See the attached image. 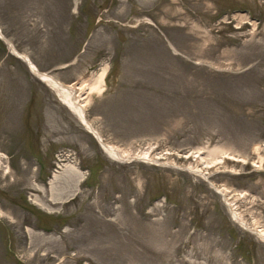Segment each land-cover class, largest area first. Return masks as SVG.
<instances>
[{
    "label": "rangeland",
    "instance_id": "1",
    "mask_svg": "<svg viewBox=\"0 0 264 264\" xmlns=\"http://www.w3.org/2000/svg\"><path fill=\"white\" fill-rule=\"evenodd\" d=\"M0 29V264H264V0H0ZM8 44L102 74L120 158Z\"/></svg>",
    "mask_w": 264,
    "mask_h": 264
},
{
    "label": "bare ground",
    "instance_id": "2",
    "mask_svg": "<svg viewBox=\"0 0 264 264\" xmlns=\"http://www.w3.org/2000/svg\"><path fill=\"white\" fill-rule=\"evenodd\" d=\"M17 54L21 58L24 57L19 53ZM24 63L27 65L31 73H33L37 78H39L41 82L46 84L48 87H50L51 90L54 91L60 102L77 118V120L80 122V124L84 127V129L87 132H91L93 134L96 132L91 126L88 119L86 118L85 107L88 101V95H90L93 92H99V90L101 89L100 78L102 74H100L99 76L94 78L91 82L85 85L82 84L64 85L59 81H57L56 79H54L49 74L40 72L34 65H32V63L30 64L26 62ZM97 137L99 138L98 135ZM101 145L107 156L116 157L117 159L121 157L119 152L114 147L105 145L103 142H101ZM230 213L232 219L236 223H238L240 227L246 230L247 227L245 226V223L240 220L237 213L232 208L230 209ZM249 230L250 232L255 234L261 242H264V233H260V231H255L251 229Z\"/></svg>",
    "mask_w": 264,
    "mask_h": 264
},
{
    "label": "water",
    "instance_id": "3",
    "mask_svg": "<svg viewBox=\"0 0 264 264\" xmlns=\"http://www.w3.org/2000/svg\"><path fill=\"white\" fill-rule=\"evenodd\" d=\"M13 53H14V55L15 56H17V53H16V51H12ZM23 56V55H22ZM18 58H20V59H24V61L26 62V63H28V64H30L31 62H30V60L26 57V56H24V57H19V56H17ZM33 65V64H32ZM95 137H96V135H97V133L95 132L94 134H93ZM100 141V140H99Z\"/></svg>",
    "mask_w": 264,
    "mask_h": 264
},
{
    "label": "trees",
    "instance_id": "4",
    "mask_svg": "<svg viewBox=\"0 0 264 264\" xmlns=\"http://www.w3.org/2000/svg\"><path fill=\"white\" fill-rule=\"evenodd\" d=\"M4 44L0 41V46L2 47Z\"/></svg>",
    "mask_w": 264,
    "mask_h": 264
}]
</instances>
